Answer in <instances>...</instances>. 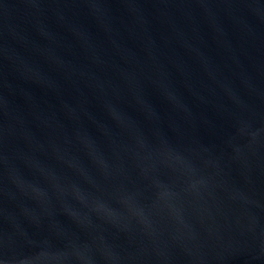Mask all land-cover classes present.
<instances>
[{
  "label": "water",
  "instance_id": "1",
  "mask_svg": "<svg viewBox=\"0 0 264 264\" xmlns=\"http://www.w3.org/2000/svg\"><path fill=\"white\" fill-rule=\"evenodd\" d=\"M0 264H264V0H0Z\"/></svg>",
  "mask_w": 264,
  "mask_h": 264
}]
</instances>
